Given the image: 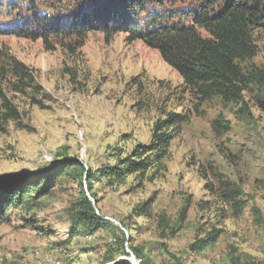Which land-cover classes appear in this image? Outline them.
Instances as JSON below:
<instances>
[{"label": "rangeland", "instance_id": "obj_1", "mask_svg": "<svg viewBox=\"0 0 264 264\" xmlns=\"http://www.w3.org/2000/svg\"><path fill=\"white\" fill-rule=\"evenodd\" d=\"M108 1L0 0V88L20 117L0 132V182L21 176L8 186L39 187L25 205L1 209L0 264H229L233 254L264 264V84L247 85L233 102L202 100L158 51L125 32L109 35L103 16L95 21ZM200 4L162 0L146 13L190 25L186 14ZM24 24L42 38L18 36ZM254 40L244 75L264 71V30ZM15 63L32 84L19 81ZM170 115L182 121L146 174L93 181L92 192L64 176L67 165L121 169ZM44 167L41 184L32 173ZM86 214L93 232L77 221ZM212 229L221 231L217 242L192 253Z\"/></svg>", "mask_w": 264, "mask_h": 264}, {"label": "trees", "instance_id": "obj_2", "mask_svg": "<svg viewBox=\"0 0 264 264\" xmlns=\"http://www.w3.org/2000/svg\"><path fill=\"white\" fill-rule=\"evenodd\" d=\"M162 0H109L106 4L99 5L95 9L93 17L98 22L103 16L104 29L107 24L113 27L107 30L109 35L125 32L129 34V41H143L148 47L158 51L161 59L183 80V84L194 91L202 100L220 98L223 102L236 101L249 84H264V71L254 70L248 75L241 71L240 63L251 59L257 52L254 34L258 30H264V0H200V5L188 11L186 17L191 24L183 22H167L166 16L160 12H148L147 8L153 3H161ZM142 13L147 15V20L139 24V17ZM98 16V17H97ZM100 16V17H99ZM98 18V19H97ZM92 20V19H91ZM47 25L60 28L53 19H47ZM53 23V24H52ZM56 23V24H55ZM118 25V26H117ZM200 31L207 36L204 37ZM0 34H7L0 32ZM18 36L39 40L42 37L30 32L27 25H22L16 33ZM56 34V32L54 33ZM14 74L20 82L26 80L32 84V77L27 70L19 63L13 65ZM0 132L5 131L9 122L18 121L19 113L13 105L5 98L0 88ZM182 120L178 115H170L168 119L156 123L153 129L152 144L143 146L140 150L134 151V160H128L121 169L108 167L98 170L94 174L86 171L83 166L67 165L64 176H76L86 183L90 192L93 190L92 182L106 179L107 184H122L128 176L142 171L143 174L151 168L153 163H159L167 154L170 144L174 139V127ZM156 152L154 161L150 157L140 160L142 154ZM61 155H58V158ZM41 172L32 173L42 184L40 175L48 174V168L44 167ZM114 180V181H113ZM22 182L7 186L1 194L5 201L0 204L1 209L8 211L13 207H20L27 202L28 192H39L34 184L24 187ZM95 199L94 194L92 195ZM233 199V197H232ZM89 205V203H88ZM88 208V207H87ZM89 211V210H88ZM86 214L77 218L81 226L87 231L93 232L91 221L95 217ZM221 231L212 229L205 237L197 238L190 245L192 253H200L215 244ZM135 257L139 258L138 255ZM181 264V263H178ZM229 264H258L254 261H242L235 254L230 256Z\"/></svg>", "mask_w": 264, "mask_h": 264}, {"label": "water", "instance_id": "obj_3", "mask_svg": "<svg viewBox=\"0 0 264 264\" xmlns=\"http://www.w3.org/2000/svg\"><path fill=\"white\" fill-rule=\"evenodd\" d=\"M21 176H18L17 178H14V179H8L7 181L6 180H3V182L1 181L0 182V191L1 190H4L9 184L11 183H15L16 181L20 180Z\"/></svg>", "mask_w": 264, "mask_h": 264}, {"label": "bare ground", "instance_id": "obj_4", "mask_svg": "<svg viewBox=\"0 0 264 264\" xmlns=\"http://www.w3.org/2000/svg\"><path fill=\"white\" fill-rule=\"evenodd\" d=\"M36 170V169H35Z\"/></svg>", "mask_w": 264, "mask_h": 264}]
</instances>
